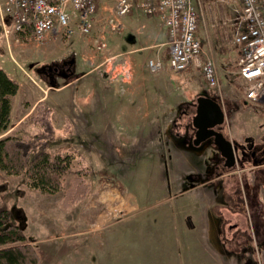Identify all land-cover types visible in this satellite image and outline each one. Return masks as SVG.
<instances>
[{"label": "rangeland", "instance_id": "1", "mask_svg": "<svg viewBox=\"0 0 264 264\" xmlns=\"http://www.w3.org/2000/svg\"><path fill=\"white\" fill-rule=\"evenodd\" d=\"M195 4L199 13L197 34L203 48L199 59L214 63L218 83L209 85L200 67L194 66L195 72L193 70L189 77L190 85L180 87L190 101L183 107L187 110L185 116L182 114L175 118L177 128L171 129L170 137L178 145L196 148L191 155L162 160L149 157V153L137 155L130 149L132 144H127L128 153L121 150L112 152L105 148L98 154L89 156L84 153L86 155L83 156L81 144L94 145L72 142L75 141L73 138L77 136L76 132L82 130L83 123L76 119L71 121V111L56 113L51 106L43 103L44 107L53 110L52 119L57 128L56 135L49 141L50 152L53 155L62 153L77 156L73 166L87 168L86 179L91 185L89 194L72 208L65 209L61 202L71 185L72 175L64 176V187L52 194L31 190L25 185L23 176H8L0 169V209L11 211L12 223L23 229L39 253V264H264V167L255 168L264 165V159L259 164L249 156L229 170L225 168L224 159L211 142L206 149H202L205 144L199 147L192 144L194 130L190 119L195 115L197 98L206 96L216 100L227 110L225 124L222 126L224 134L229 136L233 132L236 138L240 137L241 140L234 143L241 147L246 142L255 143L257 157L263 155L259 149L264 144L259 143L264 141V108L250 103L244 105L245 83L238 72L241 54L234 40L240 30V2L195 0ZM113 7L114 0L103 2L90 34L81 35L75 31L71 36L62 34L55 38L49 35L42 43L24 36L6 37L0 17V66L11 78L24 84L27 79L24 76L30 74L43 88L49 87L51 83L50 76L42 72L43 68L53 64L61 66L72 58L75 61H85L88 65L86 69L90 67L89 62L94 60L102 74L106 67L105 61L115 55L118 34L121 32L111 29ZM150 24L148 17L144 16L137 25H145L142 31L149 33ZM102 41L106 42L107 48L98 50L97 46ZM66 69L65 66L63 70ZM103 76L108 82L116 81ZM72 78L73 76L59 77L53 81L56 85H62ZM26 84L29 85V82ZM125 84L128 83H123ZM36 91L33 88L29 94L23 93L29 103L14 106L11 125L6 134L32 138L39 132L31 122L38 104L26 106L36 97ZM75 103L77 106L81 105L80 95H77ZM91 111L97 112L93 109ZM23 113L24 117L21 115ZM21 118L22 122L13 126ZM77 119L80 121L81 117L77 116ZM89 119L93 124L97 121L96 116H90ZM173 132L177 134L174 135ZM163 164L165 168L168 166L177 169L179 166L186 171L175 174L170 168L167 170L171 173L166 174V169L164 172L160 168L152 170V167ZM251 166L255 168L253 175L258 179L252 192L244 179L246 175L241 172L242 168ZM215 171L220 174L231 173L227 179H232V190H229L228 197L223 195H227L225 187L221 188V194L218 193L220 202L224 200V204L231 203L229 209L224 207L219 213L217 211L220 215L216 217L217 240L210 229L205 231L199 243L200 256L190 254L188 250V253L183 252L181 238L174 233L172 224L169 236L157 238V233L149 226V218L162 214L171 223L175 216L188 219L198 208L197 204L190 202H198L203 196L209 200V181ZM175 178H180L179 184ZM181 182L188 185L181 187ZM195 186H201V189L191 190ZM105 191L110 192L111 198L105 202L108 206L118 191L130 208L116 213L115 209H111L116 205L104 209L98 203ZM184 199L186 202H183ZM204 214L211 216L208 210ZM157 242H163V247Z\"/></svg>", "mask_w": 264, "mask_h": 264}, {"label": "crops", "instance_id": "2", "mask_svg": "<svg viewBox=\"0 0 264 264\" xmlns=\"http://www.w3.org/2000/svg\"><path fill=\"white\" fill-rule=\"evenodd\" d=\"M144 16L148 17L149 23H151L149 25V33H143L142 28L144 29L145 25H137L141 17ZM121 23L123 28L118 34L114 57H118L120 60L123 59L128 64V68L131 71V79L126 82L128 83L127 85H123L121 81L108 82L100 74L97 69L98 65L94 60L89 62L90 67L87 69L88 65L85 64V61L77 60L73 66L74 75L72 80L62 85H56L55 83V86H53V83H50L49 87L43 88L30 74L24 76L27 78L25 84L16 79L20 88L13 97L11 116L14 113V106H22L23 102L29 103L23 93L29 94L31 89L34 88L37 90L36 97L26 106H36L40 102L47 103L56 113L60 112L62 114L71 111L73 117L71 121L76 119L77 122L83 123L82 130L77 131V136L73 138L75 141L72 140L75 143L94 144L88 146L81 144V148L84 149V152L81 153L83 156L86 154L89 156L98 154V152L102 151L101 149L105 150V148L110 149L112 152H120L121 150L128 153L127 144H132L130 149L137 155H147L149 153V157L162 160L171 157L185 158L191 155L196 148L178 145L176 140L171 139L170 135L171 129L176 130L177 128L174 122L175 118L182 114L185 116L184 114L187 112L183 107L190 100L187 99L184 90L182 91L180 87H184L186 84V86L190 85L189 77L194 70V66L183 72L176 73L170 69L168 61L171 56V46L169 44L168 30L158 15L147 16L136 9L124 17ZM239 51L241 52L240 46ZM154 58H159L166 64L165 69L157 75L150 74L147 68L148 60ZM81 68L83 70H80ZM182 73L186 75H178ZM26 82H29V85ZM79 85L81 86L79 87ZM77 95L78 97L80 95V106L75 103ZM90 97H92L91 101L87 102ZM244 103V105H247L246 101ZM222 108L226 120L227 110L223 106ZM91 109L97 110V112L91 113ZM31 110L33 109L31 108ZM24 114L21 115L23 116ZM77 116L81 117L80 121H78ZM90 116L97 117L95 124L89 119ZM22 118L14 123L13 126L19 125L23 120ZM173 133L174 135L177 134L176 132ZM227 137L233 142L241 140L240 137L236 138L233 132H230ZM256 142L257 144L259 143L258 141ZM259 144L263 145L264 141H260ZM205 145L202 149L208 147V144ZM262 167L264 165L255 166V168ZM158 168L162 172L166 169V174L186 171L179 166L177 167L178 170L168 166L165 168L164 164L162 166H154L152 170L156 171ZM255 168L251 166L241 169L242 175H246L243 177L248 183V189L251 192L258 181L256 176L253 175ZM167 169H170L171 172H168ZM236 171L233 173H236ZM230 174H220L215 171L211 181H209V200L203 196L202 199L198 197V202H190L197 204L198 208L194 210L188 219L185 220V218L175 216L171 223L169 218L161 216L162 214L149 218V226L157 233V238L169 236L168 233L172 224L174 233H177L178 237L181 238L183 252L188 253L189 251L190 254L201 256L199 243L203 239V233L210 229V232L217 240L218 220L216 217L219 215V210L224 207L229 209L230 207L229 204L231 202H226V204H224V200L220 202L218 195L219 192L221 194V188L225 187L227 195H223H225V198L228 197L229 190H232V179H227ZM179 179L175 178L176 182ZM185 185L187 186L188 184L182 182L180 184L181 187ZM195 188L200 190L201 186H196ZM109 193V191L103 192L101 201L99 200L98 203L104 209L108 206L105 203L106 200L111 198ZM183 202H186V200L184 199ZM109 206H113L111 209H115V213L118 210L130 208L129 203L118 191L115 192L113 202L111 201ZM109 206L107 207L108 209ZM183 207L186 206L183 205ZM206 210L211 212L210 217L204 214ZM157 244L161 247L164 245L163 242H157ZM209 250L213 251L211 248ZM200 261L201 258H199Z\"/></svg>", "mask_w": 264, "mask_h": 264}, {"label": "built area", "instance_id": "3", "mask_svg": "<svg viewBox=\"0 0 264 264\" xmlns=\"http://www.w3.org/2000/svg\"><path fill=\"white\" fill-rule=\"evenodd\" d=\"M105 0H0V17L6 37L18 35L42 43L49 36L55 38L75 31L90 34L99 9ZM240 30L234 42L240 46L238 72L245 83L244 99L264 108V0H239ZM148 16L158 15L168 30L171 56L169 67L182 72L191 66L200 67L206 82L218 83L215 65L201 61L202 43L198 38L199 13L195 0H114L111 29L121 30L122 18L134 10ZM107 48L105 41L98 50ZM102 73L110 80L129 82L131 71L125 60L112 57L105 61ZM166 64L159 58L150 59L147 67L159 73Z\"/></svg>", "mask_w": 264, "mask_h": 264}, {"label": "trees", "instance_id": "4", "mask_svg": "<svg viewBox=\"0 0 264 264\" xmlns=\"http://www.w3.org/2000/svg\"><path fill=\"white\" fill-rule=\"evenodd\" d=\"M19 82L0 66V169L8 176H23L31 190L57 193L64 187L63 178L72 175L71 185L65 191L61 205L70 209L84 200L91 190L87 168H74L75 154H52L49 141L57 128L52 119L53 110L38 103L31 118L38 128L32 138L6 134L11 125L13 97ZM40 256L23 229L12 223L11 211L0 209V264H39Z\"/></svg>", "mask_w": 264, "mask_h": 264}, {"label": "water", "instance_id": "5", "mask_svg": "<svg viewBox=\"0 0 264 264\" xmlns=\"http://www.w3.org/2000/svg\"><path fill=\"white\" fill-rule=\"evenodd\" d=\"M74 62L73 59L72 63ZM196 102V112L192 117V125L196 129L193 145L199 147L211 142L224 159L225 168L229 170L235 168L242 159L239 150L241 145L235 144L222 130L225 124V113L221 104L206 96L198 97Z\"/></svg>", "mask_w": 264, "mask_h": 264}, {"label": "flooded vegetation", "instance_id": "6", "mask_svg": "<svg viewBox=\"0 0 264 264\" xmlns=\"http://www.w3.org/2000/svg\"><path fill=\"white\" fill-rule=\"evenodd\" d=\"M73 58L71 60L65 61L61 66L57 65V64H53L51 66H46L45 68H43L42 72L44 74H47L50 76V80L51 83L54 82L53 80L55 78H68V77H72L74 75V70H73ZM67 67V69L64 71V67ZM67 71V72H66ZM197 106V105H196ZM196 111V110H195ZM193 117V116H192ZM191 121V126L194 130V137H195V132L196 129L194 128V126L192 125V118L190 119ZM192 143H193V138H192ZM255 148V144L253 142L251 143H245V146H242L239 148L240 153H241V157L242 160L245 161V159H247L249 156H251L252 160L255 163H259L261 164L263 162L264 159V147L262 149H259L260 152L263 154L260 158L257 157L256 155V150H254Z\"/></svg>", "mask_w": 264, "mask_h": 264}]
</instances>
